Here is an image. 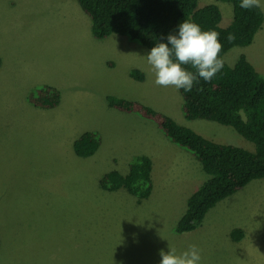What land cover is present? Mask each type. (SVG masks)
<instances>
[{
  "label": "rangeland",
  "instance_id": "1",
  "mask_svg": "<svg viewBox=\"0 0 264 264\" xmlns=\"http://www.w3.org/2000/svg\"><path fill=\"white\" fill-rule=\"evenodd\" d=\"M209 3L227 27L232 3L198 0ZM149 50L125 35L96 39L77 0H0V264H159L161 250L189 245L200 249V264H264V178L219 201L195 229L176 233L188 197L209 177L195 157L160 154L152 193L138 199L101 188L111 159L76 155L78 136L103 132L100 152L123 172L133 146L149 141L139 129L165 138L153 121L135 126L132 112L109 106L108 95L142 101L216 142L254 149L230 126L186 119L180 91L154 83ZM241 54L264 74V23L250 45L232 47L224 59L233 65ZM43 84L60 90L57 107L28 100ZM127 133L131 142L120 144ZM234 229L243 231L239 241Z\"/></svg>",
  "mask_w": 264,
  "mask_h": 264
},
{
  "label": "trees",
  "instance_id": "2",
  "mask_svg": "<svg viewBox=\"0 0 264 264\" xmlns=\"http://www.w3.org/2000/svg\"><path fill=\"white\" fill-rule=\"evenodd\" d=\"M217 1L233 5V19L227 27L220 25L222 12L215 3L199 7L198 0H77L91 20V33L96 39L125 35L151 49L167 42V35L175 33L184 20L219 33L223 45L219 55L224 66L211 82L198 78L190 92L179 89L182 111L188 120L206 119L232 127L254 144L253 150L216 142L142 101L107 96L109 106L153 121L172 143L192 154L209 175L188 197L186 209L173 228L176 233L195 229L219 201L252 180L264 178V74L245 54L233 65L224 59L232 47L248 46L254 41L264 23V12L262 8H241V0ZM229 34L235 35L234 41L227 40ZM130 75L139 81L145 79L138 69H132ZM28 100L40 108H54L61 102V92L43 84L30 93ZM101 142L100 133L85 131L74 140V151L80 157H89ZM151 170L150 157L140 155L130 162L126 174L116 169L105 173L100 186L107 191L124 188L138 199L147 198L152 192ZM231 236L239 241L243 231L234 229Z\"/></svg>",
  "mask_w": 264,
  "mask_h": 264
},
{
  "label": "clouds",
  "instance_id": "3",
  "mask_svg": "<svg viewBox=\"0 0 264 264\" xmlns=\"http://www.w3.org/2000/svg\"><path fill=\"white\" fill-rule=\"evenodd\" d=\"M240 7L264 9V4L261 0H241ZM166 40L155 44L146 54L157 86L190 92L198 78L211 82L224 66L219 55L223 45L218 32L202 30L197 23L184 20L175 33L167 35ZM227 40L234 41L235 35L229 34ZM160 257L159 264H200L201 261L200 249L196 245H189L181 252L169 246L167 252L160 251Z\"/></svg>",
  "mask_w": 264,
  "mask_h": 264
},
{
  "label": "crops",
  "instance_id": "4",
  "mask_svg": "<svg viewBox=\"0 0 264 264\" xmlns=\"http://www.w3.org/2000/svg\"><path fill=\"white\" fill-rule=\"evenodd\" d=\"M129 115H133L135 118H134V125L135 126H148L150 124V122H152L151 120L149 119H145V118H141L140 116H138L137 114L135 113H132V114H129ZM184 125L186 126H189L190 128H193L191 127L190 125H188V123H183ZM152 125V124H151ZM158 127V126H157ZM194 129V128H193ZM195 130V129H194ZM159 131L160 133H162V131L159 129L157 130ZM138 134L135 132L134 134H137L139 136H143L144 138H147L149 139V141L146 143V145L142 144V145H139V144H136L133 146V144H131V146H133V150H134V153L131 154L130 156H128V165H127V169H124L123 172L119 171L118 169V166L117 163H116V158L115 157H105L104 156V152H100V148L102 146V142H101V145L99 146V148L97 149V151L92 155V157L96 158V160H99L100 163L103 162V159L105 158L107 161H108V158L112 160L113 162V167L111 168L112 170L116 169L118 170L120 173L122 174H126L128 171H129V165H130V162L132 161V158H134V156H140V155H146L148 157H150V159L152 160V170H151V178H152V184L154 182V174H156L158 171L157 169L154 167V165L156 164V158L160 155V154H168L169 152H179L181 151V153H184L182 155L184 156H188V157H191L192 159H194V156H192V154H190L189 152H187L186 150L178 147L177 145H175L174 143H172L166 136H164L165 138H161V137H158L156 139L158 140H155L152 136H149V133L145 130V129H139L138 131ZM130 133H127V135H124L122 137V139H124V137H127ZM163 134V133H162ZM164 135V134H163ZM101 137L102 139H105L107 140V136L106 134H104L102 132L101 134ZM165 139V140H163ZM125 141V143L128 145L130 142H131V139L129 137H127L126 139L124 140H121V143L122 144L123 142ZM119 142V141H118ZM142 148V149H141ZM172 149V150H171ZM150 155V156H149ZM136 156V157H137ZM155 160V161H154ZM110 169V171H111ZM187 182V179L183 182L184 185L186 184ZM153 186V185H152ZM121 189V188H120ZM120 189L116 190V191H119ZM152 190H153V187H152ZM152 193V192H151ZM151 195V194H150ZM150 195L148 197H150Z\"/></svg>",
  "mask_w": 264,
  "mask_h": 264
}]
</instances>
